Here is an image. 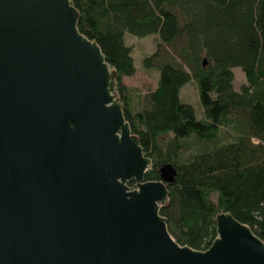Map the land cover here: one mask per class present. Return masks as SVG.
<instances>
[{"label":"water","instance_id":"1","mask_svg":"<svg viewBox=\"0 0 264 264\" xmlns=\"http://www.w3.org/2000/svg\"><path fill=\"white\" fill-rule=\"evenodd\" d=\"M80 16L72 0H0V264H264L231 212L206 250L171 234L177 169L146 179L117 71Z\"/></svg>","mask_w":264,"mask_h":264},{"label":"trees","instance_id":"2","mask_svg":"<svg viewBox=\"0 0 264 264\" xmlns=\"http://www.w3.org/2000/svg\"><path fill=\"white\" fill-rule=\"evenodd\" d=\"M72 1L79 30L117 71L126 119L152 159L146 179L160 180L168 163L177 169L161 205L174 238L208 249L226 211L264 240V0ZM127 33L159 36L143 61L159 71L145 96L123 82L137 71ZM236 67L247 79L239 90ZM193 81L202 117L182 99Z\"/></svg>","mask_w":264,"mask_h":264},{"label":"rangeland","instance_id":"3","mask_svg":"<svg viewBox=\"0 0 264 264\" xmlns=\"http://www.w3.org/2000/svg\"><path fill=\"white\" fill-rule=\"evenodd\" d=\"M158 41L159 36L156 34L142 38L129 33L126 34V43L132 47L137 71L133 76H125L123 82L128 88L136 90V96H145L157 87L159 71L157 69H146L143 61L145 57L155 51ZM234 72L236 76L235 88L239 90L247 82V79L240 67H236ZM182 99L196 108L199 117L203 116V108L200 104L198 89L194 81L182 89Z\"/></svg>","mask_w":264,"mask_h":264}]
</instances>
